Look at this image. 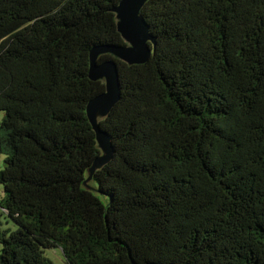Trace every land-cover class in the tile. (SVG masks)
<instances>
[{
  "label": "trees",
  "instance_id": "16d2710c",
  "mask_svg": "<svg viewBox=\"0 0 264 264\" xmlns=\"http://www.w3.org/2000/svg\"><path fill=\"white\" fill-rule=\"evenodd\" d=\"M120 2L0 0V264H264V0H146L142 64Z\"/></svg>",
  "mask_w": 264,
  "mask_h": 264
},
{
  "label": "water",
  "instance_id": "95a60500",
  "mask_svg": "<svg viewBox=\"0 0 264 264\" xmlns=\"http://www.w3.org/2000/svg\"><path fill=\"white\" fill-rule=\"evenodd\" d=\"M145 1L146 0H121L119 6L117 7L118 15H121L123 19V24L120 25V31L128 39H130L133 46H116L112 48V51L120 57L122 56L123 58H125L126 60L122 58L121 59L129 63H145L152 55V49L148 44V42L152 40V36L147 29L148 26L139 14V11H141ZM98 55L99 51L94 50L90 56V77L92 80H97L100 75L105 72L109 81L107 89L111 91H109L108 93L104 92L93 99L88 104L87 110L89 119L96 129L98 137L102 139L103 135L100 134L101 132L98 124H95V122L91 120V108L102 98L109 97L110 99L108 104L111 110L114 103L119 100V83L117 65L112 62H103L101 64H98ZM110 96H112V98Z\"/></svg>",
  "mask_w": 264,
  "mask_h": 264
},
{
  "label": "rangeland",
  "instance_id": "374dc122",
  "mask_svg": "<svg viewBox=\"0 0 264 264\" xmlns=\"http://www.w3.org/2000/svg\"><path fill=\"white\" fill-rule=\"evenodd\" d=\"M119 19H120V25L123 24V19L122 16L119 15ZM123 38L125 39V44L127 47H132L133 44L131 43L130 39H128L124 34H122ZM122 59L126 60L125 58H123L121 56ZM98 79H101L105 82L106 86L108 87V77L107 75L104 73H102L100 75V77ZM97 79V80H98ZM106 87V92L108 93L111 90H108ZM112 98V96H110ZM109 97L108 98H102L99 102H97L95 105H93V107L91 108V120L95 122V124H99V122L101 121L102 118H105L108 113H109ZM107 144V143H106ZM104 142H101L100 144V149L102 152V157L99 160L98 163H96L95 165V169L106 164L107 160H108V148L109 146L106 145ZM93 170H89V176H90V172L92 173ZM90 185H92L93 187H96V184L94 183V181H90ZM0 190H1V186H0ZM0 225L2 228H9V229H15V224L13 223V221L10 219V217H8L7 215H5L4 213H2L0 211ZM1 249H2V245L0 243V253H1ZM47 257L51 258L52 260H54V262L56 264H66L65 262V258L63 256V252L61 249H49L46 251L45 254Z\"/></svg>",
  "mask_w": 264,
  "mask_h": 264
}]
</instances>
